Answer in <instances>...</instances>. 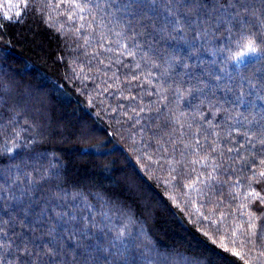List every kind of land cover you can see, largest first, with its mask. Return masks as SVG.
<instances>
[{"label": "trees", "instance_id": "16d2710c", "mask_svg": "<svg viewBox=\"0 0 264 264\" xmlns=\"http://www.w3.org/2000/svg\"><path fill=\"white\" fill-rule=\"evenodd\" d=\"M261 141L264 0H0V264H264Z\"/></svg>", "mask_w": 264, "mask_h": 264}, {"label": "snow or ice", "instance_id": "6c2138e0", "mask_svg": "<svg viewBox=\"0 0 264 264\" xmlns=\"http://www.w3.org/2000/svg\"><path fill=\"white\" fill-rule=\"evenodd\" d=\"M249 51H252V52H254L255 51V48L252 46V44L251 43H249ZM252 87H254V85H252ZM243 94V93H242ZM249 139H250V137H249ZM261 143H264V141H261ZM262 163H264V161H262ZM260 175L261 176H264V171H262L261 173H260ZM0 247H3L2 245H0Z\"/></svg>", "mask_w": 264, "mask_h": 264}]
</instances>
